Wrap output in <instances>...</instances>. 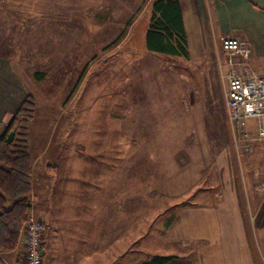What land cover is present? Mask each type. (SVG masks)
Listing matches in <instances>:
<instances>
[{"label":"rangeland","instance_id":"obj_1","mask_svg":"<svg viewBox=\"0 0 264 264\" xmlns=\"http://www.w3.org/2000/svg\"><path fill=\"white\" fill-rule=\"evenodd\" d=\"M147 1L0 0V59L11 58L22 100L30 94L35 104L28 136L32 153L46 145L43 160H54L56 146L63 144L56 177L72 179L63 183L72 194L66 200L71 215L67 225L78 236L48 231L44 264H67L62 248L73 255L71 264H140L137 259L152 249L163 254L168 241L163 234L175 208H211L233 177L235 182H246L247 176L264 182L263 141L252 137L245 150L223 126L219 42L212 54L199 55L193 48L186 58L146 51ZM11 3L20 17L5 13ZM113 5L117 13L111 16ZM12 89L17 91L18 84ZM115 165L118 190L128 187L132 193L118 195L117 211L120 218L122 212L133 213L131 231L116 235L107 225L103 234L108 244L91 253L94 247L81 237L88 211L81 215L78 196L91 193L97 170L107 174ZM31 182L34 191V175ZM253 215L251 210L241 224L264 254V234ZM212 218L218 239L224 229L218 225L220 217ZM59 221L63 227L62 216ZM120 248L130 250L118 259L114 255Z\"/></svg>","mask_w":264,"mask_h":264},{"label":"crops","instance_id":"obj_2","mask_svg":"<svg viewBox=\"0 0 264 264\" xmlns=\"http://www.w3.org/2000/svg\"><path fill=\"white\" fill-rule=\"evenodd\" d=\"M178 1L181 8L187 52L193 54L194 48L199 55L212 54L221 36H236L241 44L248 49L246 64L256 74L264 75V0ZM115 5L110 7L111 16L117 13ZM16 8L18 7L11 3L5 6V13L15 18L20 17L21 12L16 11ZM142 10L131 20V24L144 12ZM2 19L5 20L4 17ZM150 53L163 55L156 52ZM236 58L241 59L239 56ZM10 59H0V132L13 116L23 97L19 77L15 75L16 69L11 66ZM16 83L18 84L17 91L12 89L16 86ZM7 88L10 89L9 92H7ZM224 116L223 126L226 127L225 124H227L230 128L225 109ZM29 147L32 158V175H34L35 180L33 209L35 215L47 224L43 234V246L45 245L47 232L50 230H63L62 233L70 231L78 236L75 233L76 231L69 228L70 224L67 225L71 215L66 212L70 208V205L66 204V200L71 198L68 194L71 188L69 189L70 186L68 185L65 187L63 183L67 180L72 181V179L56 177L59 172L58 162L60 156L58 155L63 144L56 146L58 150L54 152V160L48 159V161L43 160L45 153L49 150L46 145L36 150L35 153H32L30 144ZM53 164H56V168L52 171L49 166ZM115 169L116 165L114 169L109 167L110 171L107 174H104L101 168L97 170L99 176L95 175L93 177L96 178V182L95 184L91 183V193L85 194L81 191L78 196V208L80 205L81 215L83 216L88 211L86 222L82 223L83 232L81 237L94 247L91 253L95 250L102 251L108 244L109 237L107 234H103L106 232L104 228L107 225L110 233L116 235L131 231L130 222L134 219L132 217L133 213L122 212L120 218L117 211L119 209L118 195L122 192L121 196L123 194L131 196L132 193L128 187L123 188L122 191L118 190L119 182L114 175ZM52 173L54 174L49 178ZM224 178L223 181H226V177ZM261 181L256 182L255 179L253 180L247 176L246 182L239 179L235 182L233 177L231 187L228 191L220 193L218 202L211 208L205 205L175 208L171 213L173 218L163 234L164 238L165 236L168 237V241L163 246L162 255L173 256L165 264H262L264 254L258 241L255 243L250 242L241 224L243 221L245 225V217L247 221V216L251 215L252 210L255 221L256 219L258 221L257 229L259 233L264 234V192L260 193L263 188H260V185L263 186L264 182ZM239 186H242L241 189ZM246 188H248V191ZM145 195L149 198L147 193ZM70 196H72L71 193ZM246 210L250 215L245 213ZM214 215L220 217L218 225H222L224 229L218 239L215 238L214 232L212 233L215 225L212 218ZM60 216H62L65 224L63 227L59 223ZM120 219L122 223H120ZM123 221H126V228L119 226L124 225ZM112 229L114 230L112 231ZM139 236L140 233L134 239ZM133 240H129L127 244L133 246L135 243ZM129 250L120 248L119 251H115L114 257L119 259ZM152 250L139 257L136 263H141L153 255H161L156 254V249ZM62 253L65 255L67 264L74 261L73 255L67 253L66 249L62 248ZM23 255L24 244L19 235L15 247L1 253L4 264L17 256L22 258Z\"/></svg>","mask_w":264,"mask_h":264},{"label":"trees","instance_id":"obj_3","mask_svg":"<svg viewBox=\"0 0 264 264\" xmlns=\"http://www.w3.org/2000/svg\"><path fill=\"white\" fill-rule=\"evenodd\" d=\"M144 33V48L166 56H188L185 31L178 0H152ZM35 104L26 94L11 119L0 132V264L1 253L13 249L34 194L31 190L32 158L29 132ZM51 170L56 164L49 166ZM32 191V192H31ZM173 256L153 255L140 264H165Z\"/></svg>","mask_w":264,"mask_h":264},{"label":"built area","instance_id":"obj_4","mask_svg":"<svg viewBox=\"0 0 264 264\" xmlns=\"http://www.w3.org/2000/svg\"><path fill=\"white\" fill-rule=\"evenodd\" d=\"M219 45L223 61H218V68L225 83L226 117L235 141L242 142L243 149L249 150L252 137L264 141V75L256 74L246 64L248 49L238 37L221 36ZM237 56L241 59L238 60ZM223 67H226L225 71ZM46 227L35 216L31 204L19 231V237L23 239L24 255L22 258L17 256L6 264H43V234Z\"/></svg>","mask_w":264,"mask_h":264}]
</instances>
